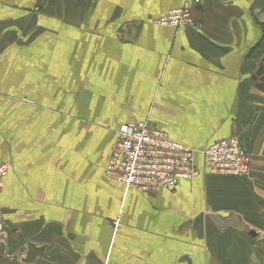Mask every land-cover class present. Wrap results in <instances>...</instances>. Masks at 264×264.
<instances>
[{
	"label": "crops",
	"instance_id": "1",
	"mask_svg": "<svg viewBox=\"0 0 264 264\" xmlns=\"http://www.w3.org/2000/svg\"><path fill=\"white\" fill-rule=\"evenodd\" d=\"M184 6L190 26L153 24ZM260 39L264 0H0V163H10L2 198L18 225L0 243V264H16L2 255L21 246L70 264L59 224H75L67 209L91 220L83 240L97 253L85 264H257ZM53 91L60 94L51 102ZM145 119L196 151L236 137L251 156L250 176H199L171 193L125 190L103 176L110 132ZM195 164L202 169L199 155ZM102 219L108 224L96 226ZM80 230L72 225L74 238Z\"/></svg>",
	"mask_w": 264,
	"mask_h": 264
},
{
	"label": "built area",
	"instance_id": "2",
	"mask_svg": "<svg viewBox=\"0 0 264 264\" xmlns=\"http://www.w3.org/2000/svg\"><path fill=\"white\" fill-rule=\"evenodd\" d=\"M153 24L176 29L189 26L190 6L170 10ZM196 155L201 157L202 169L196 167ZM8 168V163H0V193ZM205 172L235 178L250 174L249 157L237 138L218 140L196 151L171 140L145 119L118 127L103 176L126 189L153 194L171 193L180 181L194 180Z\"/></svg>",
	"mask_w": 264,
	"mask_h": 264
},
{
	"label": "rangeland",
	"instance_id": "3",
	"mask_svg": "<svg viewBox=\"0 0 264 264\" xmlns=\"http://www.w3.org/2000/svg\"><path fill=\"white\" fill-rule=\"evenodd\" d=\"M190 16H191V10H190ZM191 24H192V19H191ZM263 42L264 41L263 40L261 41V39H260L259 42L257 43L258 50H260V43L264 44ZM258 55L264 56V52H262V53L261 52H258ZM257 78H258V80H257V82H258V89L263 93L262 98L264 99V59L261 60V59L258 58ZM82 85H83V83H82ZM57 93H58L57 96H56V92L55 91L51 92L50 93V96L48 94L51 102L53 100H56L59 97L60 92H57ZM34 94H35V96H37L39 93L38 92H34ZM151 124H152V122H151ZM96 126L98 127L97 129H102V127L100 125H96ZM110 134L112 136V141H113V139H116V132L115 131L113 132V130H112V132H110ZM231 137H233V136H231ZM66 141H68L67 137H66ZM244 152L248 155L249 161L251 163V156L245 150H244ZM4 163H8L9 164V168H10V163L9 162H4ZM9 168H8V171H9ZM8 171H7V174H8ZM7 174H6V176H7ZM99 174H100V170H98V173H96L95 180L101 179V175L99 176ZM202 176H208L209 178L212 179L213 177H211V176H214V175L205 172ZM249 176H250V174L247 175L246 177H243V178H248ZM5 177H4V179H5ZM214 177H216V176H214ZM217 177H228V178H231V176H217ZM243 178H240V179H243ZM4 179L2 181V183H3V189H2V191L0 193V243H1V245L3 247L7 245L9 236H10V240L14 237L12 235V233L14 234V229L18 226L17 223H16V221H15V217H14V215H16L15 212H14V208H11L10 209V204L4 202L3 201V198H2L3 197L2 196V193H3V190L5 188V180ZM124 189L125 190H132V189H126V188H124ZM132 191H135V190H132ZM100 195H102V194H98V196H100ZM74 214H75V216L78 215L77 210L76 211L75 210H71V209H67L66 210V215H69L70 221L71 222H75V224L72 223L73 229H76V227H80L81 226L83 228V230H80V235L81 236H79L77 233L74 232V234L76 236L74 238L73 237V234H72V225H71V223H69L66 226L62 227L61 222H59L60 228L64 231V234H63L62 237L64 238L65 241L67 239V241L70 243L68 245V247L70 246V249L65 248V251H66L65 256H64V258H61V259L65 260L67 258H70L71 256H72V259H73V256H75L73 254L72 250H71V247L73 245V246H75L76 248L79 249V252H75L74 251L75 254H76L75 257L80 260L79 264H85L86 263L85 262L86 261V258H85L86 255L87 254H95V253H97V246H95L94 248H92V246L89 247V243H86L83 240L86 237H87V239H89V236H84V235L85 234H88L89 235L88 228L91 225L90 224L91 223V220H88V219H85V220L72 219L71 217ZM114 214L115 213H112L111 215H114ZM112 219L113 218H110L109 220H112ZM116 221H118V220H114L112 222H114L115 224L118 225V223ZM108 222L109 221L106 220V219L97 220L96 226H99V227L100 226H104V225L108 224ZM48 223H52V221L50 219H48V222L47 223L45 221V224H48ZM72 240H73V242H72ZM62 245L64 247L67 246L66 243L63 242V241H62ZM91 245H92V242H91ZM262 248H263L262 250L264 251V246H262ZM27 249H28L27 246H21L18 249H13L12 250V253H10L12 255V257L10 256L9 253H8L9 255H5L4 254V255H2V257L4 256L9 261H13V259H15L14 261L16 262V264H53L54 260L58 257V253L57 252H52L51 253L50 251L46 252V254H44V255L42 254V251L34 252L33 255H30V251L27 250ZM13 252H15V253H13ZM2 254H3V252H2ZM72 259L67 260V261L70 262V264H72L71 263L72 262L71 261ZM1 264H6V263L2 262ZM62 264H65V263H62ZM257 264H264V252H262V254L260 256V259L258 258Z\"/></svg>",
	"mask_w": 264,
	"mask_h": 264
}]
</instances>
